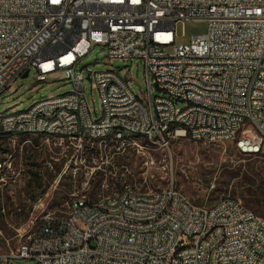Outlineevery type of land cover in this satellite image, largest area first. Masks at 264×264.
I'll return each mask as SVG.
<instances>
[{
  "label": "built area",
  "instance_id": "1",
  "mask_svg": "<svg viewBox=\"0 0 264 264\" xmlns=\"http://www.w3.org/2000/svg\"><path fill=\"white\" fill-rule=\"evenodd\" d=\"M190 21L206 22L207 32L177 44V25ZM98 47L105 63L137 61L146 75L145 103H131L130 77L96 72L107 127L96 124L85 93H77L83 69L74 73ZM31 70L38 83L64 73L74 90L38 100L17 121L22 129L8 123L11 108L0 114V130L8 123L11 148L22 141L47 148L56 162L63 157L68 166L91 168L89 181L105 163L125 169L119 159L169 151L178 138L232 144L241 155L264 158V0H0V96ZM55 102L67 103L75 118L61 112L56 126L35 123ZM110 128H127L129 136L106 143ZM133 132L156 137V144L140 146ZM35 133L43 140L34 141ZM83 148H91L90 160H82ZM13 157L0 158V188L18 180ZM17 237L18 249L0 256L2 263L264 264V217L233 198L196 204L173 185L103 181L91 196L71 195L66 210L45 213L32 233ZM175 247H182L181 257H174Z\"/></svg>",
  "mask_w": 264,
  "mask_h": 264
},
{
  "label": "rangeland",
  "instance_id": "2",
  "mask_svg": "<svg viewBox=\"0 0 264 264\" xmlns=\"http://www.w3.org/2000/svg\"><path fill=\"white\" fill-rule=\"evenodd\" d=\"M207 29L208 24L203 21L179 23L176 27L177 44L202 36ZM104 59L105 54L98 47L79 66L83 69L86 103L94 118L101 116V101L94 80H87L86 68L91 73L110 69L121 71L123 79L126 76L132 79L136 95L145 96L147 91L145 70L139 62L116 60L105 63ZM26 74L27 78L18 79L10 91L0 96V114L13 107L23 111L42 98L74 90V85L66 81L64 73L52 76L47 83L36 82L33 70ZM34 140L42 141L43 138L34 137ZM139 145L149 147L153 144L142 141ZM0 147V158L13 154L15 172L20 173L15 184L6 180L0 188V256L18 249L19 232L32 233L45 213L66 210L71 203V195L86 193L91 196L103 181L151 189L173 185L196 204H214L222 198H233L256 216L264 217V158L241 155L232 144L214 145L178 138L171 142L169 151L151 149L141 155L119 159V163L123 162L120 164H128L125 169L105 163L96 168L90 181L91 168L81 164L75 167L74 163L68 166L63 157L56 162L53 159L57 155L52 156L47 148L36 150L33 146L23 145L22 141L11 148L8 140L0 141ZM85 149L82 150V160H90L91 150ZM74 168L77 170L75 176ZM0 264L35 262L9 259L6 263L0 260Z\"/></svg>",
  "mask_w": 264,
  "mask_h": 264
},
{
  "label": "bare ground",
  "instance_id": "3",
  "mask_svg": "<svg viewBox=\"0 0 264 264\" xmlns=\"http://www.w3.org/2000/svg\"><path fill=\"white\" fill-rule=\"evenodd\" d=\"M190 61H198V54H190ZM79 66L80 65L74 66V73H82V69H80ZM107 73H118V71L110 69V70H107ZM88 77L90 78V80L96 79V72L95 73L89 72ZM77 93H85L84 85H77ZM131 103H145V96H138L136 94H132ZM33 106H36V103ZM61 112H63V118H75V111L67 110V103L55 102L53 103L52 112L49 115L35 116V123H45V126H56V123H58V120L61 118ZM21 117H25V110L17 111L13 109V111L10 112V115H8V123H15V129H22V122H17L19 119H21ZM8 123H1L0 141L9 139ZM96 124H99V127H107L108 126V115L101 114L100 118H96ZM115 135L129 136V129L110 128V131H108L106 134V143H114ZM34 137H38L41 139L43 138V133H35ZM133 139L137 143L146 141L153 145L156 144V137H149L147 140V134L142 133V132H133ZM86 149L91 150V148H86ZM183 251H191V244H183ZM181 255H182V247H175L174 257H181Z\"/></svg>",
  "mask_w": 264,
  "mask_h": 264
},
{
  "label": "water",
  "instance_id": "4",
  "mask_svg": "<svg viewBox=\"0 0 264 264\" xmlns=\"http://www.w3.org/2000/svg\"><path fill=\"white\" fill-rule=\"evenodd\" d=\"M27 77H28V74H25V75L23 76V79H25V78H27ZM87 80H90V78L87 77Z\"/></svg>",
  "mask_w": 264,
  "mask_h": 264
}]
</instances>
